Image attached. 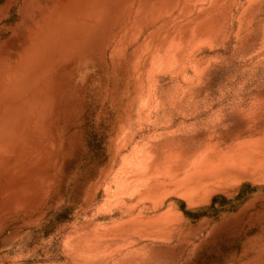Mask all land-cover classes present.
I'll list each match as a JSON object with an SVG mask.
<instances>
[{
	"label": "rangeland",
	"instance_id": "1",
	"mask_svg": "<svg viewBox=\"0 0 264 264\" xmlns=\"http://www.w3.org/2000/svg\"><path fill=\"white\" fill-rule=\"evenodd\" d=\"M0 264H264V0H0Z\"/></svg>",
	"mask_w": 264,
	"mask_h": 264
}]
</instances>
